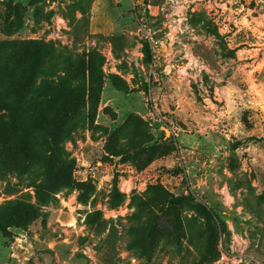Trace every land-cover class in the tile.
<instances>
[{
  "label": "rangeland",
  "instance_id": "rangeland-1",
  "mask_svg": "<svg viewBox=\"0 0 264 264\" xmlns=\"http://www.w3.org/2000/svg\"><path fill=\"white\" fill-rule=\"evenodd\" d=\"M31 40L96 110L45 203L0 160V264H264V0H0Z\"/></svg>",
  "mask_w": 264,
  "mask_h": 264
},
{
  "label": "trees",
  "instance_id": "trees-1",
  "mask_svg": "<svg viewBox=\"0 0 264 264\" xmlns=\"http://www.w3.org/2000/svg\"><path fill=\"white\" fill-rule=\"evenodd\" d=\"M45 49L46 45L34 40L0 42V160L14 157L21 170L34 169L42 176L35 187L36 198L42 203L50 192L69 185L70 176L62 169L68 164L62 161L59 144L71 134L76 121L93 120L97 94L89 78L86 84L81 82L85 68L80 56L73 70L75 82H64L57 77V63L50 64L58 62L62 54H54L52 45L48 52ZM46 54L51 59L46 60ZM87 70L91 74L89 66ZM86 105L84 117L81 112ZM45 180L49 181L46 187ZM8 223L0 220V230Z\"/></svg>",
  "mask_w": 264,
  "mask_h": 264
}]
</instances>
